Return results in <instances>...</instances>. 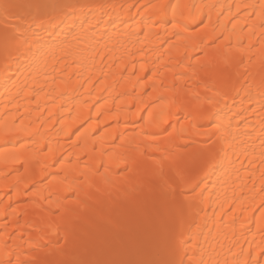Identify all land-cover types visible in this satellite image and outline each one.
<instances>
[{
    "label": "bare ground",
    "instance_id": "1",
    "mask_svg": "<svg viewBox=\"0 0 264 264\" xmlns=\"http://www.w3.org/2000/svg\"><path fill=\"white\" fill-rule=\"evenodd\" d=\"M105 250L264 264V0H0V264Z\"/></svg>",
    "mask_w": 264,
    "mask_h": 264
},
{
    "label": "rangeland",
    "instance_id": "2",
    "mask_svg": "<svg viewBox=\"0 0 264 264\" xmlns=\"http://www.w3.org/2000/svg\"><path fill=\"white\" fill-rule=\"evenodd\" d=\"M17 25L18 23L17 22H15L14 23V25ZM8 98V96H6V98L5 99H7ZM170 172V171H169ZM168 173V172H167ZM167 176H169L170 175V173H168V174H166ZM156 193H158V192H156ZM135 218H138V221L139 220H141L142 218L140 217V216H135ZM140 222V221H139ZM100 246H102V247H105V246H107V242L106 241H103V240H100V244H99ZM111 254H112V250H109V251H107V250H105L104 252H100V253H98V257H97V259H99L100 258V261L98 262H96V263H99V264H109V262H110V260H112V256H111ZM146 251H138V252H131L130 253V255H131V257L134 259V260H136V261H139V262H141L142 263V261H144V258L146 259ZM144 256V257H143ZM101 261L103 262V263H101ZM142 264H144V263H142Z\"/></svg>",
    "mask_w": 264,
    "mask_h": 264
}]
</instances>
